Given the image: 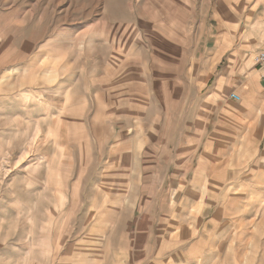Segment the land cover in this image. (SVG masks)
<instances>
[{
	"label": "rangeland",
	"instance_id": "rangeland-1",
	"mask_svg": "<svg viewBox=\"0 0 264 264\" xmlns=\"http://www.w3.org/2000/svg\"><path fill=\"white\" fill-rule=\"evenodd\" d=\"M263 23L264 0H0V264H264L262 146L229 153L239 106L207 99Z\"/></svg>",
	"mask_w": 264,
	"mask_h": 264
},
{
	"label": "crops",
	"instance_id": "crops-1",
	"mask_svg": "<svg viewBox=\"0 0 264 264\" xmlns=\"http://www.w3.org/2000/svg\"><path fill=\"white\" fill-rule=\"evenodd\" d=\"M223 46L227 47L224 43ZM262 49L264 50V23L261 30L247 31L235 47L228 51L218 49L215 53L216 59L223 60V63L216 67L214 83L207 99L214 105L227 100V105H238L240 109L239 112L229 111L226 107L221 110L223 117L231 121V126L237 123L241 127L239 134L229 130V153L237 150L239 144L241 147L246 145L247 153H251V156L261 146L264 152V123L262 133L257 137L250 131L255 120H264V83L260 79L261 71L253 61V55ZM231 93H236L239 100L231 99ZM237 151L243 152L240 149ZM243 166L248 167L249 163ZM255 166L264 168V156ZM225 227L230 228L231 225Z\"/></svg>",
	"mask_w": 264,
	"mask_h": 264
},
{
	"label": "built area",
	"instance_id": "built-area-1",
	"mask_svg": "<svg viewBox=\"0 0 264 264\" xmlns=\"http://www.w3.org/2000/svg\"><path fill=\"white\" fill-rule=\"evenodd\" d=\"M253 61L255 65L260 69V79L264 83V50H260L253 55ZM229 97L233 100H239V96L236 93H231Z\"/></svg>",
	"mask_w": 264,
	"mask_h": 264
}]
</instances>
